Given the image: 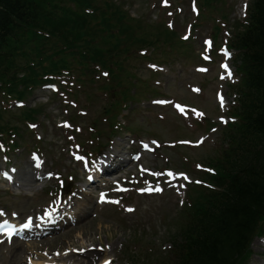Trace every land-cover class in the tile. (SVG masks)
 <instances>
[{"label": "trees", "instance_id": "obj_1", "mask_svg": "<svg viewBox=\"0 0 264 264\" xmlns=\"http://www.w3.org/2000/svg\"><path fill=\"white\" fill-rule=\"evenodd\" d=\"M79 1L94 5L97 0ZM96 5L98 18L93 13L60 7L54 0H0L2 87L7 92L23 96L27 87L39 81L43 74L58 73L68 68L70 58L74 61L78 55L81 63L86 59L101 60L102 53L96 49L93 41L101 34V24L109 27L111 19L105 9L113 8V20L119 14L121 4L103 0ZM252 7L249 26L236 33L234 40L235 47L243 49L240 59L245 75L238 86L239 95H242L241 122L232 128L230 126V132L227 130V136L231 139L227 155L234 162L215 161L217 175L205 178L215 189L192 190L193 204L180 230L179 256L174 264H238L239 260L248 256L251 238L262 231L264 0H254ZM120 18L125 19L124 16ZM113 22L119 25L118 21ZM39 31L47 32L50 38ZM52 36L56 37L53 42L55 46L59 47L57 43H61L63 49L59 58L46 56L44 60L40 53L39 56L35 54L30 43H47ZM18 59L24 63L20 65ZM18 70L23 76L16 75ZM25 116L31 117L29 114Z\"/></svg>", "mask_w": 264, "mask_h": 264}, {"label": "rangeland", "instance_id": "obj_2", "mask_svg": "<svg viewBox=\"0 0 264 264\" xmlns=\"http://www.w3.org/2000/svg\"><path fill=\"white\" fill-rule=\"evenodd\" d=\"M119 1V0H114ZM228 0V4L233 7V11L229 13L230 21L234 18H239L238 7L240 0ZM163 4V3H162ZM140 4L133 1V5L130 6L132 15H136V12H145L143 15L147 20L151 17L156 19L158 16L156 9L153 7L150 9L142 10ZM139 7V8H138ZM189 10V0H184L176 11L177 19L183 21L179 24V32L183 33L184 26L187 22L191 21V15ZM216 15V13L214 12ZM167 18H170L166 15ZM212 22H204L196 29L190 39V47L194 53L190 52L184 56H179L178 60L172 62L171 65L167 64L159 66L155 64L159 70L155 75V82L160 87L162 95L160 97L175 98L185 103L194 104L196 107L202 108L208 117H215L220 112L218 108L219 104L216 99V92L220 91L224 93L227 100L230 102V96L227 94V90L220 88L215 79L218 71L214 63H210V72L208 74H199L194 68L196 65L203 63L198 58V52L201 51V39L204 36L209 35L211 31ZM233 25V23H232ZM222 37V32L219 33V38ZM221 42V41H220ZM205 58L208 59V54L204 52ZM162 56L164 54L162 53ZM172 58H175L172 57ZM134 70L141 76L149 74V67L154 63H143L134 60ZM150 75V74H149ZM119 86L121 87V95H126L132 101L133 98L129 96V90L137 87L138 82L127 73L117 79ZM203 89V93L199 90L200 87ZM166 86V87H165ZM189 87L193 90H198L196 94L190 92ZM89 87V86H88ZM87 87V88H88ZM86 88V89H87ZM83 90V89H82ZM80 97L85 99L83 91L80 92ZM195 95V96H194ZM48 93L38 90L37 88L27 97L25 100L27 106H31L34 102L46 103ZM152 92L148 91L141 97L143 102L140 103H129V107L135 109L132 112L128 120H131L134 115L146 116L149 119L146 124H143L145 132L142 133L147 137L156 136L159 139H175L180 137H191L195 138V133H187L186 127L176 119L177 115L174 114L170 106H163L164 101L151 102ZM170 98V99H171ZM93 104L90 107L89 113L84 117V123L93 121L94 117L102 112L103 100L92 98ZM46 108H44L45 116L40 115L42 123L37 128V132L42 135V139L39 142L43 148V156L46 159L45 169L59 172L63 176L68 174L74 175L75 178L81 179L83 175L79 171L80 167L78 164L71 160L69 153L68 143L71 141L66 139V135L63 134L62 128L57 127V122L65 118V114L62 110V106L54 101L48 102ZM73 110V109H72ZM17 111V110H16ZM14 111V112H16ZM162 115L165 120L156 118L157 115ZM14 114H10V124L16 125V121L12 117ZM134 121V120H133ZM179 125V126H178ZM104 127L105 124L99 125ZM181 131V133H179ZM84 136V144L88 148L95 142L91 141L87 137V133L82 128ZM187 133V134H184ZM160 135H164L160 136ZM127 139V135L123 136ZM168 137V138H167ZM126 141V140H125ZM67 142V144H65ZM126 145L120 142L118 144L119 149ZM205 148V147H204ZM74 149V148H73ZM180 150H185L186 153L190 154L192 159H202V157L208 155L211 150L206 148L200 150L199 148H186L182 147ZM9 153V158L12 163L16 164L19 170V184L20 187L12 189L6 187L0 182V208L6 209L10 212H19L23 217L30 211H35L38 207L46 204L50 198L48 190L46 193L41 192L39 185L32 183V176L30 175V165L28 158V149L24 151L19 149ZM152 156H148L145 160L149 163ZM158 157L152 159L155 163L160 164L161 160H157ZM172 166H174L172 164ZM126 185H128V191L124 194L125 200L129 203H135L134 199L138 201L136 210L130 214L125 213L123 210L119 212L112 206V204H96L97 193L91 196H81L78 193V198H75L76 204L74 205L76 223L62 232L54 235L52 238H48L42 242L47 250H59L66 248L67 246H86L89 243L100 244L103 247L104 242H108L114 246L113 252L116 256L108 249L104 252L98 251L100 258L104 256H112L115 261L124 264L126 262L125 256L122 252L125 249L126 252L145 257L148 254V258L153 260L155 257H159L160 250L168 247V237L170 233L176 230V223L180 217L182 220L181 210L178 208L180 200L177 196L170 193H163L161 195H143L139 196L135 194L136 188L139 187V183L145 182L150 178L141 177L140 172L137 169L132 168L128 171ZM81 175V176H79ZM147 177L146 175H144ZM144 178V179H143ZM137 179V180H135ZM52 181L47 186H52ZM76 189V188H75ZM176 222V223H175ZM181 222V221H180ZM31 246V245H29ZM25 244L13 243L8 247H0V264H25L23 256L33 248ZM59 248V249H57ZM251 249L253 256L249 264H263L264 263V244L257 237L253 239L251 243Z\"/></svg>", "mask_w": 264, "mask_h": 264}, {"label": "bare ground", "instance_id": "obj_3", "mask_svg": "<svg viewBox=\"0 0 264 264\" xmlns=\"http://www.w3.org/2000/svg\"><path fill=\"white\" fill-rule=\"evenodd\" d=\"M83 192L86 193V195H88V196H91V194H92V193L88 192V190H85ZM98 255H99L98 252H89L88 251L84 257L93 259V258L97 257ZM75 259L78 260L79 257L78 256H75Z\"/></svg>", "mask_w": 264, "mask_h": 264}, {"label": "snow or ice", "instance_id": "obj_4", "mask_svg": "<svg viewBox=\"0 0 264 264\" xmlns=\"http://www.w3.org/2000/svg\"><path fill=\"white\" fill-rule=\"evenodd\" d=\"M185 39H187V37H185ZM222 67H226V66L222 65ZM104 75H107V73H104ZM177 107H179V106L177 105ZM145 147H147V145H145ZM77 159H80V157H77ZM89 178L91 179V177H89ZM157 191H160V189H157ZM100 200H101V202L104 201V194L103 193H101ZM129 211H131V209H129ZM25 226H27V225H25ZM106 264H108V262H106Z\"/></svg>", "mask_w": 264, "mask_h": 264}]
</instances>
